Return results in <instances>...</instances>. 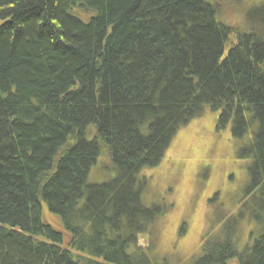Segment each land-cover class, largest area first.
I'll list each match as a JSON object with an SVG mask.
<instances>
[{"label":"trees","instance_id":"16d2710c","mask_svg":"<svg viewBox=\"0 0 264 264\" xmlns=\"http://www.w3.org/2000/svg\"><path fill=\"white\" fill-rule=\"evenodd\" d=\"M209 111L259 227L192 264H264V0H0V264H167L138 245L163 212L138 175Z\"/></svg>","mask_w":264,"mask_h":264},{"label":"rangeland","instance_id":"374dc122","mask_svg":"<svg viewBox=\"0 0 264 264\" xmlns=\"http://www.w3.org/2000/svg\"><path fill=\"white\" fill-rule=\"evenodd\" d=\"M215 122L216 113L211 111L191 121L177 131L160 163L138 175L145 182L144 204L163 210L151 225L149 237H138L141 247L152 242L150 256L155 262L192 264L203 237L225 231L229 225L237 228L238 249L250 233H258L259 226L250 217L253 201L244 194L250 159L239 155L243 142L233 139L228 127L216 129ZM105 162L100 153L89 171L88 184L113 177ZM50 220L54 225L59 221L54 215Z\"/></svg>","mask_w":264,"mask_h":264}]
</instances>
